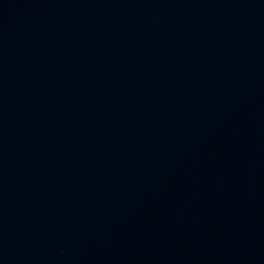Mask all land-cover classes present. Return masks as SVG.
Masks as SVG:
<instances>
[{
  "label": "water",
  "instance_id": "1",
  "mask_svg": "<svg viewBox=\"0 0 264 264\" xmlns=\"http://www.w3.org/2000/svg\"><path fill=\"white\" fill-rule=\"evenodd\" d=\"M0 264H264V0H0Z\"/></svg>",
  "mask_w": 264,
  "mask_h": 264
}]
</instances>
